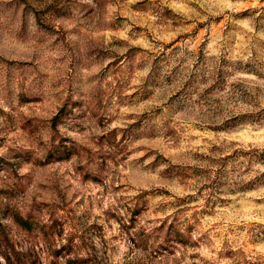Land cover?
Here are the masks:
<instances>
[{
    "label": "rangeland",
    "instance_id": "rangeland-1",
    "mask_svg": "<svg viewBox=\"0 0 264 264\" xmlns=\"http://www.w3.org/2000/svg\"><path fill=\"white\" fill-rule=\"evenodd\" d=\"M0 264H264V0H0Z\"/></svg>",
    "mask_w": 264,
    "mask_h": 264
}]
</instances>
